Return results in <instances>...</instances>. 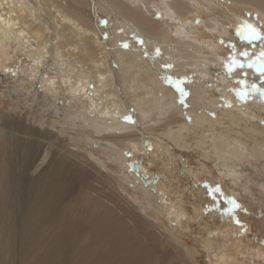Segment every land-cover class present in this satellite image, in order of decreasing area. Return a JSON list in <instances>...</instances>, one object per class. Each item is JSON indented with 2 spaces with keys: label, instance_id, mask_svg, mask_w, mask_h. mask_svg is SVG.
I'll list each match as a JSON object with an SVG mask.
<instances>
[{
  "label": "bare ground",
  "instance_id": "bare-ground-1",
  "mask_svg": "<svg viewBox=\"0 0 264 264\" xmlns=\"http://www.w3.org/2000/svg\"><path fill=\"white\" fill-rule=\"evenodd\" d=\"M232 44L264 48V0H0V87L39 111L0 115V264H193L171 233L202 221L171 193L166 140L264 201V80L243 87ZM109 169L143 196L117 191ZM220 219L201 238L207 263L264 264L262 243Z\"/></svg>",
  "mask_w": 264,
  "mask_h": 264
},
{
  "label": "rangeland",
  "instance_id": "rangeland-1",
  "mask_svg": "<svg viewBox=\"0 0 264 264\" xmlns=\"http://www.w3.org/2000/svg\"><path fill=\"white\" fill-rule=\"evenodd\" d=\"M246 39H249L250 43L253 46H258L250 40L249 36L243 38L244 42H246ZM229 47L232 48L227 49L226 57L230 61V64H227L226 66L231 68L234 72L238 70L237 74H239L240 72V74L245 75L247 77L246 84L243 87L253 86V84L258 86V84H256L258 83V80L256 79L264 80V48L259 47L257 50H254L252 48H246L245 50H241L236 44H232V46L229 45ZM251 96L252 95L248 96L249 99ZM22 98L24 97L22 96ZM21 102L22 101L18 99H13L10 95L5 96L4 88L2 86L0 87V115L4 119L10 118V116L20 115V118H22L23 116L27 117L28 115L29 117H31V119H34L35 116L38 115L39 111L34 105H31L29 103H27L26 105L25 102ZM40 120L43 123H48V127H50V120L47 118V116L42 117ZM39 122V120L35 119L33 126H37V123L39 124ZM166 141L171 145L173 151L175 152H171L172 156L170 155L169 157H172L173 160L176 159L175 161H178L177 163H179L180 165L178 166L175 163V166L177 168L175 167L174 169H172V172H168V170L165 171L164 160H162L161 157L156 158V156L154 155L151 156V154L150 156L143 155V158L145 159L144 163L148 164L150 160H156L155 165L152 166L153 171H155L156 173L159 171H165L167 172V175H172V178H170L171 193H173V196L176 193L179 195L181 194L180 197L182 198L183 206L188 210L189 214L193 218L200 217V220L202 221L200 223L196 221V219H192L187 223V225H184L186 223H183L184 228L177 227V230L174 233L170 232L172 236L173 234H175L174 236L177 237V242L179 243V245L177 244V247H180L179 249H182L181 246H184L189 251H194V254H191L190 259L193 264H208L206 252L202 248L201 238L205 235L206 232H208V229H215L216 226H220L221 224H223L225 220H221L220 216L228 217V219L230 218L233 222H240L241 225L243 224L242 226L245 228V230L248 231V234L254 237V239L252 240L254 242L262 243V245L264 246V201H259L255 192H253L252 195H250L251 193H247L246 195L245 192L241 189H238L235 195L231 194V189L229 188L231 187V184L228 183L227 180V182H223L219 181L214 177L210 178L211 176H208V174L206 175V173H197L201 169V158L198 155L193 154L188 149L179 148L178 146H176V144L173 143L175 145L174 146L171 141ZM148 157L150 159H148ZM154 157L155 159H153ZM181 157L185 158V164H187L188 167L192 169V171H187L183 175L181 169L182 161H180ZM112 164L118 166V168L120 169L119 165L114 161H112ZM122 171L123 170H119L115 173L110 169L108 170L110 175H112L115 179V189L122 193L124 196H127V193H129L128 195L131 197H136L139 195L143 196V191L141 192V190L132 187L129 183L130 181L127 182L125 180L126 176L125 173ZM194 173L197 174L195 175ZM119 185H121L122 187L120 188ZM215 189H219V191H213ZM210 192L212 193V195L209 194ZM174 198H176V196H174ZM230 201H235V203L238 204L239 207L235 208L234 211L228 213V211L226 210L232 207ZM144 208L147 213L146 217L150 220H152L153 218L159 225L160 229L162 230V233L164 232V234L166 235L165 237H167V240H170V229L168 228L167 230V222L165 220V217H157L154 213V210L148 206ZM193 208L199 211V216L195 215V209ZM16 228L17 227H14L12 230L15 243H9L10 252H13V248L16 249L15 252H17V249L19 248L18 229ZM160 238L162 239V237ZM165 239H163V241H165ZM14 264H18V260H15Z\"/></svg>",
  "mask_w": 264,
  "mask_h": 264
},
{
  "label": "snow or ice",
  "instance_id": "snow-or-ice-1",
  "mask_svg": "<svg viewBox=\"0 0 264 264\" xmlns=\"http://www.w3.org/2000/svg\"><path fill=\"white\" fill-rule=\"evenodd\" d=\"M249 37H250V38H255V39L260 38L259 33H258V32L256 31V29H254V28H250V31H249ZM177 89L181 92V94H183V89H180V88H179V85H177ZM213 191H219V189H215V190H213ZM209 194L212 195L211 192H210ZM230 203H231L232 207H230V208H228V209L226 210V211H228V212H232V211L235 210V208H238V207H239V205L236 204L235 201H230Z\"/></svg>",
  "mask_w": 264,
  "mask_h": 264
},
{
  "label": "water",
  "instance_id": "water-1",
  "mask_svg": "<svg viewBox=\"0 0 264 264\" xmlns=\"http://www.w3.org/2000/svg\"><path fill=\"white\" fill-rule=\"evenodd\" d=\"M134 168V167H133Z\"/></svg>",
  "mask_w": 264,
  "mask_h": 264
}]
</instances>
